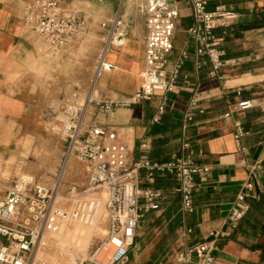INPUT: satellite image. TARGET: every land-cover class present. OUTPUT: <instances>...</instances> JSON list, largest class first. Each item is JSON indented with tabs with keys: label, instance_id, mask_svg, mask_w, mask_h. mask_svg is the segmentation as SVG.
I'll return each mask as SVG.
<instances>
[{
	"label": "crops",
	"instance_id": "crops-1",
	"mask_svg": "<svg viewBox=\"0 0 264 264\" xmlns=\"http://www.w3.org/2000/svg\"><path fill=\"white\" fill-rule=\"evenodd\" d=\"M28 1L0 0V196L4 193L0 200L17 177L20 105L33 103L35 72L46 61L44 41L25 19ZM94 1L90 7L80 3V9L70 8L71 4L67 9L84 17V6L88 7V23L91 18L105 32L95 68L96 95L125 99L143 82L146 28L141 6L145 0L138 12L121 0ZM173 1L179 17L169 66L183 55L187 57L177 87L167 94L168 104L159 121H154L159 96L118 107L112 117L95 110L92 116L99 124L117 130L129 145L133 161L143 155L141 143L145 140L150 142L149 156L158 160L179 154L182 141L189 140L196 159L209 169L196 177L192 212L182 211L175 180L168 175L158 177L155 186L163 190L165 198L159 209L147 212L139 222L125 264H197L194 254L188 263L179 262L178 256L215 234L209 264H264L263 217L236 226L230 221L234 206L247 204L249 209L253 200L264 196V0H208L210 10L225 5L237 14L231 25L215 29L223 39L226 58L233 63L215 77L209 74L210 62L199 55L196 42L188 34L195 24L191 1ZM115 16L122 24L110 35L101 23ZM102 62L109 67L101 66ZM195 98L194 120L183 128L184 114ZM245 100L250 101L249 108H235ZM6 121H15L14 126ZM238 123L246 131L241 137L236 136ZM249 181L254 182V190L245 187ZM240 192L246 193L244 201L237 200Z\"/></svg>",
	"mask_w": 264,
	"mask_h": 264
},
{
	"label": "built area",
	"instance_id": "built-area-1",
	"mask_svg": "<svg viewBox=\"0 0 264 264\" xmlns=\"http://www.w3.org/2000/svg\"><path fill=\"white\" fill-rule=\"evenodd\" d=\"M74 1L29 0L26 4V22L54 51L82 42L88 33L86 18L76 10L67 9ZM190 1L195 24L188 29V34L196 42L199 55L210 62V76H220V70L233 63L226 58L223 39L215 34V29L231 25L237 14L225 5L210 10L208 0ZM141 9L146 28L142 84L130 97L118 100L98 97L94 82L86 90L77 85L71 90H63L59 106L51 109L50 115L61 124L66 142L64 165L71 157L83 162L88 170L86 184L80 187L70 183L63 189V176L54 185L44 183L32 174L17 176L7 195L0 200V264H43L38 252L48 247V235L57 231L63 221L93 223L98 219L106 223L105 237L81 264H125L139 222L147 212L159 209L165 198L163 190L155 186L161 175L175 180L174 190L181 196L182 211H193L196 177L207 172L209 167L196 159L189 140H183L181 152L167 160L152 159L150 142L145 140L141 143L143 155L133 161L129 145L121 140L117 130L99 124L92 116L95 110L112 117L118 107L159 96L161 102L154 117L157 122L166 110L167 94L177 87L187 57L183 55L169 66L178 7L173 0H145ZM121 24L119 16H115L113 20L103 21L101 26L111 35ZM101 66L109 67L103 62ZM197 102V98L191 100L183 117V128L194 120ZM250 106V101L245 100L235 108ZM244 134L246 131L238 123L236 136ZM245 187L254 190L255 184L249 181ZM245 197L246 193L240 192L237 200L244 201ZM247 209V204L233 207L230 221L234 226ZM216 237L217 234L180 253L178 261L188 263L190 255L194 254L197 264H209ZM107 247L110 248L107 258H100V253Z\"/></svg>",
	"mask_w": 264,
	"mask_h": 264
},
{
	"label": "rangeland",
	"instance_id": "rangeland-1",
	"mask_svg": "<svg viewBox=\"0 0 264 264\" xmlns=\"http://www.w3.org/2000/svg\"><path fill=\"white\" fill-rule=\"evenodd\" d=\"M126 7L135 12L144 0H124ZM94 0H76L69 7L80 9L85 3L90 7ZM84 6L83 15H89ZM100 22V16L95 17ZM105 32L100 24L89 19V29L85 39L77 44L54 51L44 42L45 64L35 72V99L28 105H20L18 125V171L32 174L42 182L54 185L63 176V189L70 183L80 187L86 184V165L71 157L64 165L65 141L59 120L50 115L57 109L63 90H71L74 85L88 89L96 76V61L102 53ZM22 106L24 108H22ZM14 126L15 121H6ZM3 156V153H0ZM9 153L7 154V158ZM4 160V165L7 159ZM9 185V184H8ZM5 185V186H8ZM144 187L145 185H141ZM4 193L0 196L3 197ZM99 226H89L81 222L63 221L57 231L48 235L49 245L41 249L38 258L43 264H81L83 257H89L104 239L106 223L102 219Z\"/></svg>",
	"mask_w": 264,
	"mask_h": 264
},
{
	"label": "trees",
	"instance_id": "trees-1",
	"mask_svg": "<svg viewBox=\"0 0 264 264\" xmlns=\"http://www.w3.org/2000/svg\"><path fill=\"white\" fill-rule=\"evenodd\" d=\"M258 217H263L262 226L264 229V196L251 202L248 211H246L239 224L241 225L245 222L251 223L257 221Z\"/></svg>",
	"mask_w": 264,
	"mask_h": 264
},
{
	"label": "bare ground",
	"instance_id": "bare-ground-1",
	"mask_svg": "<svg viewBox=\"0 0 264 264\" xmlns=\"http://www.w3.org/2000/svg\"><path fill=\"white\" fill-rule=\"evenodd\" d=\"M60 123V122H59ZM76 222H80V221H76ZM82 224H85V225H89V226H99L100 224V222H99V219L97 220V221H95V222H93V223H86V222H81ZM104 231V233L106 232V229L105 230H103ZM109 247H107L106 249H104L101 253H100V255H99V257L100 258H102V259H106L107 258V253L109 252ZM39 253V252H38ZM38 256V255H37ZM86 258H88V257H83V259H86Z\"/></svg>",
	"mask_w": 264,
	"mask_h": 264
}]
</instances>
